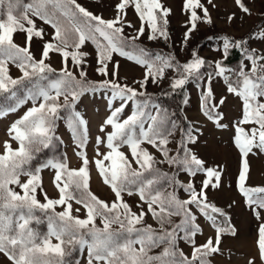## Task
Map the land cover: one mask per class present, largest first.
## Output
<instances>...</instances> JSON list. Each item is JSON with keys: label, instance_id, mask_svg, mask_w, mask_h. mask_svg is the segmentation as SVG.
Returning a JSON list of instances; mask_svg holds the SVG:
<instances>
[{"label": "snow or ice", "instance_id": "obj_1", "mask_svg": "<svg viewBox=\"0 0 264 264\" xmlns=\"http://www.w3.org/2000/svg\"><path fill=\"white\" fill-rule=\"evenodd\" d=\"M208 3L212 4V0ZM235 3L243 13L251 14L243 0ZM129 7L140 20L139 28L132 35L124 31L126 27H134L126 19ZM183 7L189 14L183 38L186 45L198 22L211 24L212 19L201 0H184ZM115 9V16L105 19L78 0H30L28 3L0 0V117L17 112L29 102L32 105L11 123L9 140L4 141V150L0 153V254L10 264H79L78 260L71 259L72 253L83 252L85 248L87 264H211L209 257L221 252L222 236L236 235L227 218L223 225L218 221L217 215L226 217V214L207 198L209 188L220 186L223 169L206 166L187 146L196 141L198 129L180 128L176 152L170 155L168 137L177 130L176 120L167 109L150 104V96L141 99L147 96L143 91L146 85L158 84L169 70L174 73L169 84L172 92L183 89L190 81L204 82L200 88V108L219 128L229 127L223 123L220 111L226 97L216 100L212 80L222 78L227 92L239 99L240 116L231 122L232 143L241 157L238 190L257 219L264 212V187L246 186L248 157L264 154V52L247 47V38L223 36L222 44L216 49L220 52L219 59L208 61L193 49L190 58L180 62L172 53L153 54L137 43L146 32L149 40L168 41L171 9L161 0H119ZM234 16L233 13L228 20ZM33 17L53 29L51 39L43 43L40 59L30 51L31 41L34 37L43 40L47 33L37 27ZM17 31L26 33V46L14 42ZM251 37L264 40V30L252 33ZM87 43L96 52V72L105 77L109 76L114 54L144 68L142 79L134 82L139 88L119 82V61L113 63V79L88 80L84 65L89 53L83 51ZM233 49L242 55L237 68L225 64ZM50 53L61 56L62 67L58 71L46 62ZM9 65L20 72L18 77L11 75ZM101 90L108 94L110 115L100 126L105 136L96 137L95 151L100 158L90 161L85 151L87 121L76 111V104L85 94ZM117 101L119 106L114 107ZM129 103L131 114L121 121L120 116ZM184 103H188L186 93ZM153 108L155 114L151 111ZM61 119L65 120L79 149L76 155L82 160L81 166L69 169L66 156L49 158L33 166L37 155L59 140L56 128ZM108 126L111 132L106 131ZM12 141L17 147L13 148ZM102 144L107 152L99 151ZM144 144L159 151L162 158L157 159ZM124 146L130 150L132 159L120 150ZM90 163H94L115 195L111 203L90 191ZM163 164L174 171L169 173L158 167ZM47 168L55 170L53 184L59 193L56 199L43 191L40 173ZM181 172L192 178L202 173L205 178L199 189L192 180L180 181ZM21 177L26 179L22 181ZM38 190L43 193L44 202L37 198ZM180 190L188 194L187 199L180 198ZM125 193L139 197V213L124 200ZM73 203L84 209L83 218L73 215V211H81V207L73 209ZM58 206L63 210L57 212ZM193 207L216 232L215 238L210 236L199 245L196 236L203 230L196 223ZM148 215L156 227L145 223ZM174 216L180 217L179 223L173 221ZM97 218L102 227L97 226ZM43 223L47 225L45 232L38 227ZM113 225L118 227L114 229ZM181 241L191 247L190 256L179 246ZM256 243L259 259L264 264V223L259 225ZM249 264L255 261L250 260Z\"/></svg>", "mask_w": 264, "mask_h": 264}, {"label": "rangeland", "instance_id": "obj_2", "mask_svg": "<svg viewBox=\"0 0 264 264\" xmlns=\"http://www.w3.org/2000/svg\"><path fill=\"white\" fill-rule=\"evenodd\" d=\"M24 3L30 2V0H23ZM119 0H78V3L83 5L89 11L94 14L101 15L105 19H111L116 14L115 5ZM163 5L171 9L168 16V32L169 39L164 41L163 39L149 40L148 33L146 32L139 41L138 44L148 49L153 54L161 53L168 54L172 53L176 56L180 62H185L190 58V53L195 49L198 54L204 57L208 61H214L220 58V52L216 51L222 44L221 37L233 36V38H239L243 34L250 32L246 38L248 39L249 48L257 49L258 51L264 52V40L252 38L251 34L264 30V0H243L245 6L250 9V15L245 14L236 5L235 0H212V4L208 3V0H201V3L208 8L209 14L212 19V23L198 22L197 29L191 34L187 44L183 42L184 33L187 30L186 21L189 18V14L184 10V0H161ZM213 5H215L213 7ZM198 13L202 15L201 10L197 9ZM126 19L132 23L134 27L125 28V33L132 35L135 33V29L139 28L140 20L132 7L126 9ZM235 14L234 18L229 21L228 17ZM33 19H36L33 17ZM37 27H42L47 33L44 39L33 38L31 41L30 51L36 59H40L42 53L43 43L51 39V33L53 29L50 26L44 24L42 21L36 19ZM14 42L21 47L26 46V33L23 31H17L14 33ZM83 51L89 53L86 57L87 63L84 65L87 71V78L91 81H102L104 79H113L111 73L113 71V63L119 61L118 80L120 83L128 84L129 86L139 88L138 83L142 79L145 69L141 66L131 62L119 55L113 56V63L109 64V76L105 77L96 72L98 67L96 63V52L94 47L87 43L83 46ZM241 58L235 61L227 62L225 64L231 68H237ZM57 71L62 67L61 56L56 53H50V59L46 61ZM246 62V61H245ZM71 67V62L69 61ZM11 75L18 77L20 72L12 65H9ZM210 69H204L208 71ZM78 75V73H77ZM174 73L169 70L166 73L165 79L161 80L158 84L149 82L143 91L146 92V97L141 99H147L151 97L150 104L159 105L163 109H167L172 118L177 122V130L168 137L169 143L167 147L170 149V155L175 154L178 142L180 140V128L190 129L195 126L198 129V137L194 143H189L187 146L191 151L202 161L206 166L216 167L219 166L223 169L222 182L218 188H209L207 190L208 202L220 209L226 214L225 216L217 215V219L221 224L225 222L227 218L228 222L236 229V235L232 236L225 234L222 236V243L220 245V254H215L209 257L211 264H249L250 260H254L255 264H261L257 250V236L258 228L261 223H264V212H261V219H257L252 209L246 202V198L238 190V175L241 169V157L238 150L232 143V123L240 116V101L237 97L230 95L227 92V87L222 78H214L211 83L214 96L218 101L221 97H226L225 104L220 108L223 113V123L228 124V128H219L215 123L209 120L203 115L200 108V88L204 86L203 81H190L183 88L184 96L181 99L179 92H173L169 87L170 80L173 78ZM199 85V87H198ZM171 92V93H169ZM168 93V95H167ZM185 93L187 94L188 103H184ZM108 94H105L104 90L98 91L95 94L88 93L81 97L80 101L76 104V111L80 112L81 116L87 121V135L88 143L86 146V154L88 159L92 161L94 158H100L96 156V137H104L105 133L100 131V126L104 123L106 118L103 115L109 112L107 104ZM61 99V103H62ZM31 103L22 107L15 113H9L4 117H0V153L3 152V143L9 140L8 128L11 123L18 119L31 107ZM119 106V101L115 102L114 107ZM173 109V111H172ZM132 105L129 103L128 107L120 116V120L125 119L131 114ZM152 113L155 114V109H151ZM128 113V114H127ZM127 114V115H126ZM62 116L65 113H61ZM147 127V124L145 125ZM107 132H111V126L106 128ZM56 136L59 140L54 141L53 146L50 149L41 151L36 160L33 161V166L43 162L49 158H63L67 157V163L69 169H78L81 166L82 160L76 155L79 149L73 140V135L67 127L65 120L61 119L57 122ZM13 148L17 147L15 141H12ZM151 153H153L157 159H161V154L155 148L144 144ZM128 155L129 159H132L130 150L127 146L120 149ZM101 153L107 152L108 149L104 144L99 146ZM107 163V162H106ZM249 163V178L246 182L248 187H264V154L250 155L248 157ZM135 167V165H133ZM164 171L169 173L173 172L174 169L167 164L158 165ZM89 188L99 199L111 203L115 200L109 185L105 184L103 178L100 176L94 163L89 165ZM55 170L51 168L43 169L40 173L43 191L47 193L49 198H58V190L54 187L53 178ZM204 175L198 174L194 178L181 172L178 179L184 183L192 180L199 189L201 181L204 179ZM22 181L26 177H21ZM16 191H20L16 188ZM179 196L181 199H187L188 194L183 190H180ZM37 198L44 202L43 193L38 190ZM124 200L131 205L134 212L139 213L140 203L138 196H128L124 194ZM81 207L73 203V209ZM62 207H57L56 211H62ZM144 210H147V206H144ZM193 212L196 213V223L202 228V234L196 236V243L203 244L208 237L215 238V229L211 226L210 222L193 207ZM73 215H79L81 218L85 215L84 209L81 207L80 213L73 211ZM173 221L179 223L180 217H172ZM97 226L102 227V223L97 218ZM145 223L151 224L156 227V222L153 220L151 215L145 217ZM41 232L47 230L46 223L38 226ZM114 229L117 225L112 226ZM53 238V243H55ZM186 254L190 256L191 247L185 244L183 241L179 245ZM155 251H159L156 249ZM87 248L83 252L77 250L72 253L71 259L73 261L78 260L79 264H87ZM0 264H10L7 257L0 254Z\"/></svg>", "mask_w": 264, "mask_h": 264}, {"label": "trees", "instance_id": "obj_3", "mask_svg": "<svg viewBox=\"0 0 264 264\" xmlns=\"http://www.w3.org/2000/svg\"><path fill=\"white\" fill-rule=\"evenodd\" d=\"M248 35H250V32H247L246 34H243L242 36H240L239 38H235V39H237V40H239V39H243V38H246ZM230 37H233V36H230ZM241 52L238 50V49H233L232 51H231V54L229 55V57L227 58V62L229 63V62H231V61H235V60H238V59H240L241 57ZM179 93V96H180V103H182L181 102V99L183 98V96H184V93H183V89H179V90H177ZM169 93H171V92H169ZM173 93V92H172ZM167 95H168V93H167ZM172 111H173V109H172Z\"/></svg>", "mask_w": 264, "mask_h": 264}, {"label": "crops", "instance_id": "obj_4", "mask_svg": "<svg viewBox=\"0 0 264 264\" xmlns=\"http://www.w3.org/2000/svg\"><path fill=\"white\" fill-rule=\"evenodd\" d=\"M127 114H128V113H127ZM127 114H126V115H127ZM109 115H110V111H109V112H106V113L103 115V117L106 118V117H108Z\"/></svg>", "mask_w": 264, "mask_h": 264}]
</instances>
